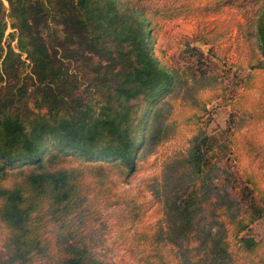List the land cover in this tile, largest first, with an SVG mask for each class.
I'll return each mask as SVG.
<instances>
[{
  "label": "trees",
  "instance_id": "obj_1",
  "mask_svg": "<svg viewBox=\"0 0 264 264\" xmlns=\"http://www.w3.org/2000/svg\"><path fill=\"white\" fill-rule=\"evenodd\" d=\"M183 10L0 0V264H114L94 249L112 217L127 228L130 261L120 264H264V232L249 234L264 229V143L240 135V169L223 161L234 131L225 147L206 131L208 105L242 113L253 73L264 72V0L249 26L237 24L240 63L189 44L184 65L159 60L153 24ZM257 92L251 115L264 118V83ZM182 128L184 154L132 186L145 153L181 141ZM154 206L160 217L148 223Z\"/></svg>",
  "mask_w": 264,
  "mask_h": 264
},
{
  "label": "rangeland",
  "instance_id": "obj_2",
  "mask_svg": "<svg viewBox=\"0 0 264 264\" xmlns=\"http://www.w3.org/2000/svg\"><path fill=\"white\" fill-rule=\"evenodd\" d=\"M217 0H141L148 7L157 2L184 5L182 16L167 21L156 20L151 30V41L154 55L161 61L167 60L175 65H184L188 58L183 54L185 45H193L207 54L211 49L227 52V59L232 63L243 61L246 53V43L239 37L237 27L239 24L245 28L254 20L256 13L263 0H230L228 3L218 4ZM238 24V25H237ZM155 25V26H154ZM248 30V29H247ZM11 29H7L6 33ZM204 36V41H193L196 33ZM13 45L15 42L12 43ZM253 79L250 81L251 88L245 91V99L241 100L243 112L234 111L230 106L223 105L220 101H214L208 105L209 121L206 125L208 135L213 136L219 141L224 142V147L234 131L233 153L229 154V149L225 147L223 161L229 165V157L232 164L243 169L247 162L240 148V135L248 136L258 142L264 143V118H256L251 115L253 105L257 102L258 89L264 83V72H254ZM256 100V101H255ZM235 127H237L235 129ZM235 129V130H234ZM182 133L181 141H164L152 151L146 152L145 159L148 164L147 169L138 174L132 186L140 184V178L153 172H157L163 162L170 159L181 157L185 149L189 146L190 133L185 128L180 129ZM237 153L240 160L234 154ZM233 156L235 160H233ZM178 159V158H177ZM71 165H77L74 158H66ZM66 163V164H67ZM234 171V170H233ZM129 185H127L128 187ZM147 199L150 194L144 192ZM144 215V220L152 223L160 217L159 210L154 206ZM124 223V227L121 224ZM98 231V242L94 249L103 258L120 264L129 262V247L125 235L127 228L122 218L112 217L101 223ZM264 229L260 223L252 225L249 234L259 237ZM3 251L0 243V252Z\"/></svg>",
  "mask_w": 264,
  "mask_h": 264
}]
</instances>
